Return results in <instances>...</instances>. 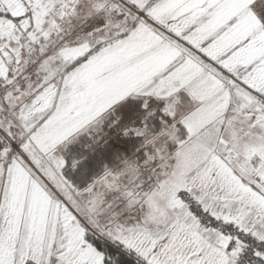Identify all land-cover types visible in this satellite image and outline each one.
I'll return each mask as SVG.
<instances>
[{
    "label": "snow or ice",
    "instance_id": "1",
    "mask_svg": "<svg viewBox=\"0 0 264 264\" xmlns=\"http://www.w3.org/2000/svg\"><path fill=\"white\" fill-rule=\"evenodd\" d=\"M0 264H264V0H0Z\"/></svg>",
    "mask_w": 264,
    "mask_h": 264
}]
</instances>
